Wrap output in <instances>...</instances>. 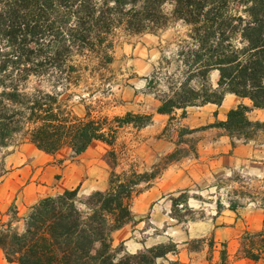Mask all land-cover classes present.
I'll list each match as a JSON object with an SVG mask.
<instances>
[{
  "label": "trees",
  "instance_id": "trees-1",
  "mask_svg": "<svg viewBox=\"0 0 264 264\" xmlns=\"http://www.w3.org/2000/svg\"><path fill=\"white\" fill-rule=\"evenodd\" d=\"M173 23L183 28L179 75H166L167 91L156 89L155 74L144 77V91L158 102L156 112L181 109L184 116L188 106L220 104L225 93L247 98L252 108L264 111V0H0V150L22 136L44 153L68 149L75 157L93 141L114 146L119 128L149 125L148 113L127 111L108 119L92 116L85 106L80 116L68 103L74 93L62 95L82 85L86 73L101 78L108 70L113 57L104 42L113 28L155 34ZM213 71L215 86L208 81ZM252 108L239 103L217 126L236 139L264 134V121L247 115ZM108 156L116 166L115 150ZM5 171L0 159V176ZM156 174L112 171L105 190L79 196L78 187L67 188L39 199L23 217L21 231L0 228L4 258L17 264H159L178 252V243L144 245L133 253L124 241L113 243L115 231L137 223L130 204L135 187ZM180 198L188 210L187 195L171 199L172 206ZM260 201L264 207V195ZM237 206L230 201L228 208ZM185 242L202 243L203 238ZM213 244L211 239L208 251ZM238 251L252 260L264 257V230L246 233ZM225 260L223 249L220 264Z\"/></svg>",
  "mask_w": 264,
  "mask_h": 264
},
{
  "label": "rangeland",
  "instance_id": "rangeland-1",
  "mask_svg": "<svg viewBox=\"0 0 264 264\" xmlns=\"http://www.w3.org/2000/svg\"><path fill=\"white\" fill-rule=\"evenodd\" d=\"M163 9L168 12L170 5L166 4ZM182 31L179 23L155 34L134 33L122 25L113 28L104 42L110 45L108 53L113 57L108 70L101 72V78L86 73L85 82L67 90L62 98L73 92L68 103L80 116L85 106L92 116H107L108 119L122 116L127 111L151 113L157 100L153 94L144 91V77L155 74L159 81L156 89L167 91L166 75H179L176 65L179 63L177 52ZM208 81L215 86L217 73L211 72ZM32 85L34 82L30 83ZM260 113L252 108L249 117L259 119ZM163 122L164 126L158 131L155 125L142 130L131 126L119 128L114 146H99L94 142L89 148L90 151L103 152L107 180L112 171L127 174L132 170L137 173L157 172V177L149 182L144 180L135 187L130 204L137 223H127L114 232V245L124 241L126 250L133 253L144 245L170 240L178 243V251L185 259L190 258L186 261L188 264H220L223 249L226 251L225 264H264V257L252 260L238 251L246 233L264 230V207L259 206L264 195L263 175L255 176L235 168L203 172L199 177V170L193 166V153L200 136L186 133L177 115L155 124ZM112 149L117 156L116 166L108 156ZM83 155L71 157L68 149L47 154L38 150L27 137L17 136L8 147L0 150V159L6 170L0 176V189L5 184L8 190L15 187L19 190L31 183L44 195L58 194L69 186L65 169L80 161ZM167 164L171 165L172 172L168 177L160 178L158 174ZM152 184L160 186L151 194L152 199H143ZM89 193L79 190V196ZM184 195L188 196L189 209L180 204L181 198L173 207L171 199ZM230 201L238 203L234 210L228 208ZM15 207L12 201L6 208H0V228L10 226L22 230L23 216L16 219ZM177 217L185 221H178ZM199 238H203L202 243L188 245L185 242ZM211 239L214 244L210 252L208 243ZM191 246L201 247V250L190 252L187 247ZM158 261L159 264L168 262ZM0 264L17 263L7 262L0 250Z\"/></svg>",
  "mask_w": 264,
  "mask_h": 264
},
{
  "label": "crops",
  "instance_id": "crops-1",
  "mask_svg": "<svg viewBox=\"0 0 264 264\" xmlns=\"http://www.w3.org/2000/svg\"><path fill=\"white\" fill-rule=\"evenodd\" d=\"M214 72L217 73V71ZM239 103H243L252 108L249 99L239 98L232 93H225L220 104L208 102L203 105L188 106L185 109L184 116H181V109H175L171 114L156 112L157 102L154 109L151 110V113H148L152 116V122L136 130H142L146 127L155 125L158 131L164 126V122L161 123V125H156V122L166 121L171 116L177 115L179 117L180 126L186 130V133H197L200 136L193 153V166L195 169L199 170V177L203 176V172H216V170L221 169H228L231 171V169L235 168L245 170L248 174L262 176L264 174V134L260 133L254 139L249 140L236 139L230 137L224 128L217 126L218 122L226 120L227 112L235 108ZM260 111L261 117H259V119H252L249 117L251 110L247 115L250 120L264 121V111ZM94 142H98L100 144L99 146H102V144L108 145L102 141H93L87 149L80 154H84L80 161L76 163L73 162L65 169L64 174L68 180L69 186L64 189L78 187L79 190L84 192H92L94 190H105L108 187V172L105 169L106 163L103 152L97 153L89 150ZM152 163L153 161H151V164ZM193 171L195 172L196 170ZM171 172V165L167 164L158 175H160V178H164L168 177ZM34 173L35 172H32V175H34ZM158 186L160 185L152 184L149 186L144 193L143 199H152L151 194ZM46 196L49 195L42 194L41 191L31 183L19 190L16 187L8 190L7 185L3 184V187L0 189V208H6L13 201L16 206V213H14V216L16 215V219H18L19 216L24 217L32 205ZM187 253L190 256V252ZM188 258L189 257L185 259L183 254L178 251L177 254L167 255L166 259L160 260L166 262L177 261L176 264H188V262L186 263Z\"/></svg>",
  "mask_w": 264,
  "mask_h": 264
}]
</instances>
